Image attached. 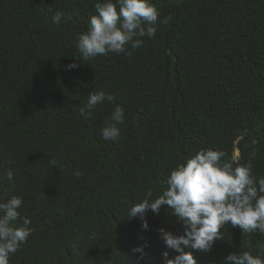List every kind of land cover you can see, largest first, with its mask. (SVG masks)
I'll return each instance as SVG.
<instances>
[{
  "label": "trees",
  "instance_id": "trees-1",
  "mask_svg": "<svg viewBox=\"0 0 264 264\" xmlns=\"http://www.w3.org/2000/svg\"><path fill=\"white\" fill-rule=\"evenodd\" d=\"M96 2L0 0V198L23 197L33 229L9 264H162L158 230L182 234L177 217L162 205L147 213L144 231L126 215L162 195L177 164L211 148L264 177V0H152L168 18L154 37L131 55L84 62L75 42ZM93 90L116 99L85 120L78 110ZM117 105L119 142L102 140ZM221 233L212 251H193L197 264H222L240 250L264 255V235L230 224ZM144 240L140 260L131 249Z\"/></svg>",
  "mask_w": 264,
  "mask_h": 264
},
{
  "label": "clouds",
  "instance_id": "clouds-1",
  "mask_svg": "<svg viewBox=\"0 0 264 264\" xmlns=\"http://www.w3.org/2000/svg\"><path fill=\"white\" fill-rule=\"evenodd\" d=\"M94 10L87 30L79 33L75 42L81 57L78 59L84 62L109 53L131 55L129 49L141 47L143 37L155 36L158 23H168L167 17L160 19L161 13L152 0H97ZM62 15L57 9L52 22L59 25ZM78 66L76 62L70 63L67 70ZM115 99L113 93L93 90L88 93L87 102L79 108L78 115L89 120L98 104ZM124 119L125 110L117 105L111 113V122L100 129L101 139L119 142L121 129L118 125L123 124ZM224 156V152L211 148L199 150L170 171L162 195L155 199L145 198L128 210L127 218L139 217L144 231L149 228L147 213L159 214L162 205H167L170 214L183 226L182 234L164 228L158 230L166 249L176 253L169 258V251H163L162 264H197L193 251H212L214 243L223 239L221 229L225 225L238 227L243 233L264 235V177L253 176L251 162L233 167L234 162H223ZM49 163L56 166L54 160ZM4 175L14 183L11 167ZM73 175L80 177L82 172L76 170ZM22 204L23 197L18 195L0 198V264H9L10 257L32 234L30 218L21 215ZM148 246L149 242L144 240L131 251L144 260ZM70 247L76 249L78 243H71ZM186 248L192 251H185ZM259 251L264 254V246H260ZM222 264H264V255L240 250L227 255Z\"/></svg>",
  "mask_w": 264,
  "mask_h": 264
},
{
  "label": "rangeland",
  "instance_id": "rangeland-1",
  "mask_svg": "<svg viewBox=\"0 0 264 264\" xmlns=\"http://www.w3.org/2000/svg\"><path fill=\"white\" fill-rule=\"evenodd\" d=\"M236 154H237V156H238V152H237Z\"/></svg>",
  "mask_w": 264,
  "mask_h": 264
}]
</instances>
